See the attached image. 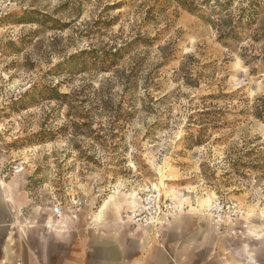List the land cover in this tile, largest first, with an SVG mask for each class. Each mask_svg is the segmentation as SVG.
I'll return each mask as SVG.
<instances>
[{
  "label": "rangeland",
  "instance_id": "374dc122",
  "mask_svg": "<svg viewBox=\"0 0 264 264\" xmlns=\"http://www.w3.org/2000/svg\"><path fill=\"white\" fill-rule=\"evenodd\" d=\"M12 1L13 15L0 21V162L21 163L43 203L70 192L93 197L98 187L106 194L99 205L112 186L148 182L181 195L186 210L198 204L206 211L201 205L213 195L236 201L243 218L216 228L215 261L229 264L246 242L245 223L264 212V124L252 116L260 97H249L247 106L237 99L228 83L230 48L166 0ZM42 16V29L28 27L29 17ZM135 38L155 41L115 69L62 70L83 51H109ZM83 41L88 49L70 52ZM250 47L259 60L264 43L252 36ZM56 57L63 59L50 66ZM65 72L89 75L78 85L75 76L47 83ZM51 89L66 97L51 98ZM49 99L56 101L51 109L32 111ZM249 255L264 264V249Z\"/></svg>",
  "mask_w": 264,
  "mask_h": 264
},
{
  "label": "crops",
  "instance_id": "0c3cea01",
  "mask_svg": "<svg viewBox=\"0 0 264 264\" xmlns=\"http://www.w3.org/2000/svg\"><path fill=\"white\" fill-rule=\"evenodd\" d=\"M7 164L0 162V264L217 263L220 236L198 204L176 215L156 246L127 219L137 205L134 199L111 196L98 205V198L91 197L89 207L73 215L71 196L77 192L43 203L31 192L25 173L4 176ZM55 202L64 211L61 220L53 216ZM91 211L94 218L88 221Z\"/></svg>",
  "mask_w": 264,
  "mask_h": 264
},
{
  "label": "trees",
  "instance_id": "16d2710c",
  "mask_svg": "<svg viewBox=\"0 0 264 264\" xmlns=\"http://www.w3.org/2000/svg\"><path fill=\"white\" fill-rule=\"evenodd\" d=\"M178 9L189 15L201 19L206 25L210 26L217 35V41L223 46L230 48L229 41L237 39V28L254 29L252 34L253 40L256 42H264V0H249L247 7L241 8L237 17L233 16V10L237 7L236 0H166ZM36 14V13H32ZM10 14L4 20L12 16ZM32 19L29 17L28 23L46 22V17ZM35 20V21H34ZM257 28V30L255 29ZM155 39L135 38L131 42L114 48L115 51L109 50H90L83 51L77 56L71 57L70 64H66V69L71 72H84L91 70L95 72H108L117 68L124 58L136 50V47H151ZM239 42L242 44L243 39ZM80 58V60H79ZM259 60L264 59V54L257 57ZM69 59V60H70ZM68 60V61H69ZM64 68V67H63ZM49 96L55 100L65 98L66 95L58 93L55 89L48 90ZM206 114V113H204ZM252 116L264 124V98H258L253 105ZM201 145L200 141H196L195 145Z\"/></svg>",
  "mask_w": 264,
  "mask_h": 264
},
{
  "label": "built area",
  "instance_id": "2783aa9c",
  "mask_svg": "<svg viewBox=\"0 0 264 264\" xmlns=\"http://www.w3.org/2000/svg\"><path fill=\"white\" fill-rule=\"evenodd\" d=\"M14 6L15 4L12 0H0V21L11 14ZM23 170L24 167L21 163L10 165L4 176L19 174ZM107 192L110 195H107L108 198L111 195L122 194L134 199L137 205L129 211L127 219L133 226L145 231L157 246L161 245L160 242L163 234L171 220L186 210L184 203L179 200L181 195L166 193L164 186L160 182H148L135 188L112 186V189H108ZM92 195L93 197L102 199L106 194L103 195V190L96 187ZM90 202L91 197L88 195L73 194L70 202L73 215L82 213L85 208L89 207ZM205 208L215 228H217V225L213 221L216 220L219 224L218 229L224 225H235L245 215V212L236 201L223 200L217 195H213L209 199ZM218 208L222 210L217 211ZM52 212L56 220L64 218V211L60 203L55 202L52 205ZM260 215L264 217V212ZM93 218L94 214L92 211L87 213L88 221H92Z\"/></svg>",
  "mask_w": 264,
  "mask_h": 264
},
{
  "label": "clouds",
  "instance_id": "9594fccd",
  "mask_svg": "<svg viewBox=\"0 0 264 264\" xmlns=\"http://www.w3.org/2000/svg\"><path fill=\"white\" fill-rule=\"evenodd\" d=\"M237 7L233 10V16L237 17L240 14L241 8L247 7V3L249 0H236ZM29 28L32 29H42V25L38 22H32L28 25ZM16 32L20 31V28L15 30ZM237 39L230 40V51L229 56L231 59V66L229 71V79L228 83L232 88L238 89V97L242 103V105H248L249 97H261L264 98V59L261 60H253L252 59V48L250 47L252 44V34L254 29H239L237 28ZM50 34V33H49ZM240 38L243 39V44L239 42ZM264 43V42H262ZM248 45L249 47H245ZM119 46V45H117ZM89 42L83 41L79 42L75 47L70 49V52H76L80 49H88ZM115 51V49H113ZM63 57H56L50 61V66L55 65L60 62ZM253 69H257L256 74H253ZM89 73H79V74H70V73H62L59 75H53L51 78L47 80V83L52 87H55L56 84L60 83V81L65 80L66 77L75 76L76 85L82 82V79L85 76H88ZM73 85V88L76 87ZM173 87H175L173 85ZM19 91H23L20 89ZM64 91H70V89L65 88ZM140 95H143L141 93ZM18 98V97H17ZM56 105V101L49 99L45 100L41 103L40 108H34L32 111L39 112L41 108L43 109H51ZM163 110V109H161ZM143 116V113H141ZM63 120H59L58 123H63ZM140 125L137 124V127ZM37 128H32L31 131H37ZM71 134L68 136V140H71ZM179 139V137H177ZM67 143V141H65ZM222 209L218 208L217 211H221ZM217 225L216 220L213 221ZM245 228V243L242 247L235 253V257L229 264H256L254 258H252L249 254L252 252L253 248L256 251L264 249V217L257 216L253 220L248 221L244 225ZM259 242V243H257Z\"/></svg>",
  "mask_w": 264,
  "mask_h": 264
},
{
  "label": "bare ground",
  "instance_id": "6f19581e",
  "mask_svg": "<svg viewBox=\"0 0 264 264\" xmlns=\"http://www.w3.org/2000/svg\"><path fill=\"white\" fill-rule=\"evenodd\" d=\"M161 184H163V183H161ZM164 185V184H163Z\"/></svg>",
  "mask_w": 264,
  "mask_h": 264
}]
</instances>
